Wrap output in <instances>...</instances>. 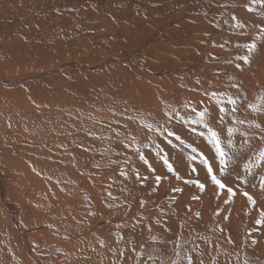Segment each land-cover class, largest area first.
<instances>
[{"label":"rangeland","instance_id":"obj_1","mask_svg":"<svg viewBox=\"0 0 264 264\" xmlns=\"http://www.w3.org/2000/svg\"><path fill=\"white\" fill-rule=\"evenodd\" d=\"M15 1L0 0V21L5 22L0 26V264H187L188 256L193 264H264V222L256 223L264 211V161L256 166L264 151L260 14L236 15L244 27L235 28V21L226 23L232 8L222 17L223 33L218 30L204 43L193 39L180 44L168 59L179 65L162 69L151 64L152 43L135 55L120 48L126 43L123 37H105L111 32L108 27L72 36L62 32L57 39L50 37L52 42L34 28L37 14L2 33L8 21L32 9L31 4ZM88 35H95L100 45L93 47L92 40L86 41ZM252 42L257 49L251 63L235 60L246 54L237 45ZM105 43L108 50L103 52ZM171 51L161 46L156 54ZM196 55L202 60L193 63ZM117 57L124 61L105 66ZM65 62L71 67H63ZM86 68H91V76ZM26 75L30 80H24ZM175 86L183 88L180 97ZM193 88L196 91L189 90ZM201 89L223 93L225 101L228 96L237 98L235 112L224 104L227 120L217 126L232 157L225 175L220 176L214 153L202 139L196 140L175 119L166 126L209 157L214 174L233 189L231 199L226 189L213 185L203 165L187 158L188 150L170 147L141 124H165V111L172 108L187 115L186 102L209 108L215 123L219 110ZM234 117L244 123L235 125L240 131L228 149L226 130ZM131 137L135 144H149L141 152L155 171L140 160ZM121 141L133 146L125 148ZM156 145L168 154L180 180L164 168ZM245 164L251 166V174L244 171ZM157 175L167 178L157 185ZM186 180H198L205 188L201 191ZM176 188L182 191H173Z\"/></svg>","mask_w":264,"mask_h":264},{"label":"bare ground","instance_id":"obj_2","mask_svg":"<svg viewBox=\"0 0 264 264\" xmlns=\"http://www.w3.org/2000/svg\"><path fill=\"white\" fill-rule=\"evenodd\" d=\"M16 1L22 2L25 5L31 4L32 7H30L29 5L28 6L32 9L26 10V12L21 17L20 16L17 17L13 22L8 21V23H6V24H8V26H6L7 27L6 30L4 29L5 31H3V30L1 31L2 33L6 34V32H10L11 30L17 29L18 26L20 27V22H21L22 18L29 20V19L35 17V15H37V14H39L40 17H36L38 19H37V23L36 22H35L36 24L34 23L35 24L34 28L35 27L37 28V26H38V28L40 30H42L46 33L45 36H46V38H48L47 41L49 40L52 42H53V40H50L51 39L50 37L53 38V36H54L57 39L58 35L61 34L62 32L68 33L69 35L72 36V35L77 34L79 32L82 34H83V32H84V34H87V31L88 32H90L91 30L96 31V30H99L101 28L103 30V27H105V28L108 27V29L110 28L111 32H110V35L108 34L105 37H108V38L113 39L115 41H116V39L118 40V39H121L123 37V39L126 43L124 45L122 44V46H124V47L121 46L120 48H122V49L125 48L124 50H127L129 52H134L135 55L137 53H139L141 50H143V48H150L149 44L152 43L155 46V47H153V49L155 51L151 49L150 53L152 54V51L155 53H154V57H153L154 59L151 58L153 60V62L152 63L150 62V63L152 65L154 64L153 66H157L158 68H162V69L165 67H167V69H168L169 67L179 65V63H173L174 65H172L171 63H169L168 59L171 58L172 56H174V53H176L174 51V49L178 48V46L180 44L185 43L187 45L193 39H194V41L202 42V43H204V41H207V39H209V38L212 39V35L216 34L218 30H221L224 28V22L223 21H225V20L224 19L222 20V17L225 16L226 15L225 13L229 12L234 7H235V9L233 10V12L229 15V17H227L228 23H233L234 21L232 20V17L233 16L236 17V15H238V14L241 16L243 14L249 18L250 17H252V18L256 17L257 18L258 15L260 14V20L264 21V8H262L259 4L253 6L254 11H252V12L247 11L246 5L249 4V0H16ZM221 5H224V6L221 7ZM260 11H262V13ZM51 14H54L55 16H52ZM3 22L4 21H0V26H1V23H3ZM4 23H3V25H4ZM27 26H28V24H27ZM64 27H67V28L64 29ZM164 31L167 34L162 36V33ZM221 31L223 33L225 30L224 31L221 30ZM102 32H104V31H102ZM80 33H79V35H81ZM97 33H98V31H97ZM105 33H107V32H105ZM5 34H4V36H5ZM261 34H264V33H261ZM103 36H104V34H103ZM200 36L203 37V39H200ZM105 37H100V40H101V38L104 39ZM177 37H181L182 39L179 40ZM229 37H231V36H229ZM14 38H16V37H14ZM56 39H54V40H56ZM42 40L44 41L45 39H42ZM91 40L93 41V44H92L93 47H97L98 45H100V44H98L99 41H97V38L95 35L94 36L93 35L87 36L86 41L89 42ZM47 41L45 40L46 43H47ZM197 42H195V43L198 45ZM40 43H42V41ZM100 43H101V41H100ZM75 44H77V43H75ZM78 45H79V43H78ZM85 45H86V42H85ZM106 45L107 44L105 43V46ZM199 45H200L199 48L201 47L203 49V46L201 44H199ZM33 46H34V49L37 50L35 45H33ZM71 46H73V44ZM79 46H81V45H79ZM107 46L102 49L103 52L108 50ZM161 46L164 49H170L173 51H171V53L169 55H166L165 53H163V56H165V57L159 56L156 53L159 52V48ZM25 47H26V45H25ZM56 48H59V46ZM74 48H76V46ZM74 48H73V50H74ZM115 49H117V48H115ZM195 49L198 52H200V54H201V49H198V48H195ZM59 50L63 51V48H59ZM203 51H204V49L202 50V53H203ZM7 55H8V53H7ZM67 55H68V52H67ZM130 57H131V55H130ZM137 58L139 59L140 57H137ZM134 59H135V56H134ZM199 59L202 60L201 55L194 56L193 63L197 62ZM110 60H111V62L105 66H108L112 62L118 63V62L124 61V60H122V58L120 59L119 57L114 58V59L112 58ZM129 60L130 59H128L126 61H129ZM129 63H130V61H129ZM36 64H38V63L36 62ZM227 64H229V63H227ZM230 65H231V63H230ZM64 66L71 67V63L65 62V63H63V67ZM128 67H129V65H128ZM86 69L88 71H84V72L88 73L89 76H91L90 75L91 72H89V71H91V68H86ZM232 70H234V69L232 68ZM222 71H223V69L221 70V72ZM227 71H226V73H227ZM184 72H186V71H184ZM190 73H192V71ZM163 75H165V73H163ZM209 75L210 74H208V76ZM231 75H233V74H231ZM26 76H28V75H26ZM29 76L28 77L24 76V80H27V81H28V79L30 80L31 77H29ZM37 76L38 75H36L35 77L36 78L40 77V76L39 77H37ZM41 76L44 77V76H47V74L41 75ZM190 78H192V77H190ZM203 80H205V79H203ZM19 81H21V80H19ZM33 82H35V81H33ZM174 83L176 84V82H174ZM180 83H182V82H180ZM175 87H173L172 90L175 89ZM146 89H148V88L146 87ZM182 89H183L182 87H180V89H178L176 87V89L174 90V91H176L175 95L179 96V94H181ZM145 92H147V91H145ZM44 94H46V93H44ZM136 95H137V93H136ZM140 95L142 96V93ZM149 95L147 94V96H149ZM192 97H194V96H192ZM152 99H154V98H152ZM154 103H155V101H154ZM260 104H258V105H260ZM150 105L151 104H149V106ZM153 105H155V104H153ZM28 112H30V111H28ZM261 124H263V123H261Z\"/></svg>","mask_w":264,"mask_h":264},{"label":"snow or ice","instance_id":"obj_3","mask_svg":"<svg viewBox=\"0 0 264 264\" xmlns=\"http://www.w3.org/2000/svg\"><path fill=\"white\" fill-rule=\"evenodd\" d=\"M259 4L262 8H264V0H249V4L246 5V9L249 12L254 11V5ZM224 5H221L223 7ZM232 20L236 23L233 25L235 28H243V23L239 22L235 16L232 17ZM227 23V21H226ZM262 33H264V29L261 30ZM214 47L217 45H213ZM220 47H223V45H219ZM237 47H243L246 49V54L244 55H237L234 59L237 61H243L245 65H249L252 60V56L255 53L257 49V45L255 42L252 43H246L243 45H237ZM215 59V57H214ZM236 67L239 69L241 68L240 64H237ZM199 84V80L197 81ZM233 87H236V85H233ZM190 91H196V89H189ZM201 91L204 92L206 96H208L209 100L214 102L219 110V118L215 121V123L211 120V113L210 109L207 107H201L200 109H197L195 105L191 104L190 102H186L183 107L188 110L187 115H182L181 112L175 108H172L170 111H165V116L167 117V121L165 124H160L159 126H154L152 123H149L147 121H141V124L144 128L147 129L149 133H155L160 135L165 142L172 148L176 149L178 147H183L184 149L188 150V159L191 161L197 162L200 165H203V167L207 171L208 177L211 179V182L213 185L217 187L218 190H227L229 199L234 195V191L231 187H228L225 183L222 182L221 179L217 177V175L214 174V168L212 165V162L210 161L209 157L198 147L194 146V144L189 143L186 141L178 132H176L172 127L166 126L167 124H170L173 119H175L177 122L181 123L184 127V129L191 134L196 140H203L206 145L210 148L212 153H214L213 159L215 160V163L219 166L220 170V176L225 175V170L228 166L229 161L231 160V156L229 152L225 149V141L221 138V133L218 131L217 126H221L224 124L225 121V115L228 111L224 107V104L227 103L228 105H231V111H236V104H237V98H234L232 96H228L226 101L223 99L224 94L218 93V92H208L207 90L201 89ZM261 99H264L262 97ZM244 121L238 120L235 117L233 118L232 125L227 127V136L228 140L226 142L227 148L231 149L233 147V141L232 137L233 135L240 131L237 127H235L236 124H243ZM256 127H259V125H255ZM118 135H120L118 133ZM241 136H246V133L240 132ZM133 141V145L135 148V152L139 155L140 160L149 165V169L151 171H155L149 164L148 160L146 159V155L141 152V148H148L149 144L145 143L143 145L135 144V138L131 137ZM151 139V137H150ZM124 143L123 141H121ZM178 142V143H177ZM245 142H247L245 140ZM128 143H124L125 148H129L130 146ZM155 154L159 156V159L163 162L164 168L167 170L168 173H171L176 177L177 180H180L181 177L176 173V170L174 168V165L170 162L169 156L166 152H164V149L160 147V145L155 146ZM164 153L163 155H160V153ZM260 161H264V151H261L259 153V157L256 160V166H259ZM197 169L195 167H192V171H196ZM244 171L251 174V166L249 164L244 165ZM121 175H124L123 171L121 172ZM138 175V174H137ZM167 177H161L160 175H157L155 177L157 185H159L161 179H166ZM186 184H195L196 187H198L201 191L204 190L205 185L201 182L197 181H191L186 180L184 181ZM262 187H264V178H262ZM173 191H182V189L176 188L173 189ZM247 196L248 201L250 203H254L251 196H248L247 193L244 194ZM109 196H111V193H109ZM194 199L196 197H193ZM229 201H225L227 203ZM109 207H111L109 205ZM141 207H143V201H141ZM89 215H92V213H89ZM199 215V214H197ZM261 222H264V211L260 213V219L256 221L257 224H260ZM118 241L122 239V237H117ZM102 243V242H101ZM177 249H179V244H177ZM177 257H179L180 253L179 250L176 252ZM121 256H123V252H121ZM172 264H178V261H173ZM187 264H193V259L191 256L187 257ZM200 264H203V261L200 262Z\"/></svg>","mask_w":264,"mask_h":264}]
</instances>
